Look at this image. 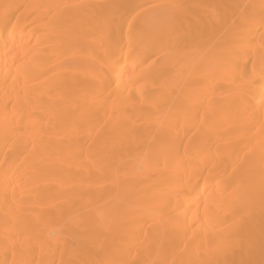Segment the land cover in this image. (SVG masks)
Listing matches in <instances>:
<instances>
[{
    "label": "bare ground",
    "instance_id": "bare-ground-1",
    "mask_svg": "<svg viewBox=\"0 0 264 264\" xmlns=\"http://www.w3.org/2000/svg\"><path fill=\"white\" fill-rule=\"evenodd\" d=\"M0 264H264V0H0Z\"/></svg>",
    "mask_w": 264,
    "mask_h": 264
}]
</instances>
